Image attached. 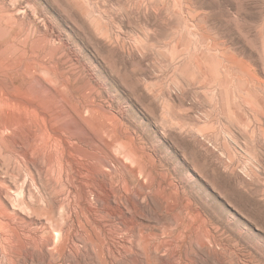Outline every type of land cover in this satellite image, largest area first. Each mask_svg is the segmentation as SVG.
Wrapping results in <instances>:
<instances>
[{"label":"rangeland","instance_id":"374dc122","mask_svg":"<svg viewBox=\"0 0 264 264\" xmlns=\"http://www.w3.org/2000/svg\"><path fill=\"white\" fill-rule=\"evenodd\" d=\"M0 27V264H264V0H0Z\"/></svg>","mask_w":264,"mask_h":264},{"label":"bare ground","instance_id":"6f19581e","mask_svg":"<svg viewBox=\"0 0 264 264\" xmlns=\"http://www.w3.org/2000/svg\"><path fill=\"white\" fill-rule=\"evenodd\" d=\"M34 5V4H33ZM11 11V10H10ZM16 14V13H15ZM6 26V25H5ZM3 31V30H2ZM0 32H1V27H0ZM4 33H5V31H3ZM5 42V41H4ZM34 59V58H33ZM12 97V96H11ZM30 97V96H29ZM16 98V97H15ZM9 99V98H8ZM22 100V99H21ZM4 103V102H3ZM2 103V104H3ZM27 103V102H26ZM30 103V102H29ZM6 104V103H5ZM10 105V104H9ZM35 106V105H34ZM9 107V106H8ZM13 107H14V105H13ZM33 108V107H32ZM31 109V108H30ZM15 125V124H14ZM54 137V136H53ZM57 137V136H56ZM29 237V236H28Z\"/></svg>","mask_w":264,"mask_h":264}]
</instances>
